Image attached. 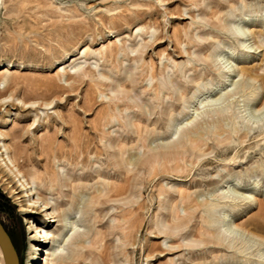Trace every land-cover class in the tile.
<instances>
[{
	"label": "rangeland",
	"instance_id": "1",
	"mask_svg": "<svg viewBox=\"0 0 264 264\" xmlns=\"http://www.w3.org/2000/svg\"><path fill=\"white\" fill-rule=\"evenodd\" d=\"M6 97L0 148L79 187L35 260L0 180L21 264L264 263V0H0Z\"/></svg>",
	"mask_w": 264,
	"mask_h": 264
},
{
	"label": "bare ground",
	"instance_id": "2",
	"mask_svg": "<svg viewBox=\"0 0 264 264\" xmlns=\"http://www.w3.org/2000/svg\"><path fill=\"white\" fill-rule=\"evenodd\" d=\"M257 48L258 47L254 49H257ZM231 67L232 66L228 67L227 65V69H226L227 72L233 71ZM10 98L11 97H6L0 100L1 106H4V104L8 103L10 101L9 100ZM17 104L22 105L24 108H27V109H31V108L34 109L37 107L36 102L25 103L23 101H17ZM50 104L51 103H45L44 106H49ZM128 134L129 133L127 132L126 135ZM0 137H3V134L1 132H0ZM193 142L191 141V143L190 142L189 143L192 144ZM1 148H3L4 150ZM1 148H0V157L2 158H0V161L3 164V167H5L4 168L5 171L0 173V180L2 181V184L6 186V189L10 192V194L13 196L14 201L19 207V212L24 214L23 220L25 221L27 225V229L29 231V239L31 242L30 247H31V250L33 251L31 258L36 260L39 255L38 252L43 251V247L47 244L48 240L53 239L52 237H49L48 231L46 230L48 228L47 223L56 222L55 218L62 219L61 216H59V214L56 213L57 208L62 204H66V202L72 201L79 187L77 185H72V183L70 182L61 183V181L57 180V178L52 180L51 178L47 177L41 180V178L39 177V174L36 171L32 175L33 181L30 182L28 179V174L22 171V168H21L22 166L19 160L16 158V156L14 157L10 155L8 152V148L6 146L2 145ZM3 152H4L5 157H3ZM116 163L121 168L122 164L120 163V161L117 160ZM35 178L36 180H34ZM43 181L44 183H49L48 186H51L50 189H51L52 194L55 191H57V193L59 194L65 193L62 199L56 201L55 204H51L50 200L43 193L42 185H41ZM54 182L55 184H50ZM15 184L16 186H14ZM64 188H67V189H64ZM110 192H113L112 189L110 190ZM117 193L122 194V190L121 189L117 190ZM244 197L249 198V199L251 198V196H244ZM103 204L105 205L106 202H103ZM36 214H40L42 218L40 219L37 218ZM67 224L69 223L67 222ZM72 224L74 225V223ZM227 224H228L227 231H229V228L231 229V227L233 226V223L229 222ZM73 227L74 226H72V228ZM234 227L236 228V231L239 229V227H237L236 225H234ZM37 239H38L37 243H34V241ZM206 241H207V244H210V245L212 244V246L218 245L219 243L223 244V241L219 237V235L212 237L210 239L208 238ZM253 243H254L253 246H258V248L264 247L263 239L258 240V242L253 241ZM17 256L19 259V264H21L19 255L17 254ZM52 256H54L53 259L55 261L59 258V256L56 254L55 251L52 252ZM261 256H264V252L261 253ZM35 260L28 261L27 264H35ZM245 261H246L245 264L247 263L252 264L255 262L251 259H245ZM0 264H5V259L1 251V248H0Z\"/></svg>",
	"mask_w": 264,
	"mask_h": 264
},
{
	"label": "water",
	"instance_id": "3",
	"mask_svg": "<svg viewBox=\"0 0 264 264\" xmlns=\"http://www.w3.org/2000/svg\"><path fill=\"white\" fill-rule=\"evenodd\" d=\"M0 248L3 253L5 264H19L17 251L11 238L0 222Z\"/></svg>",
	"mask_w": 264,
	"mask_h": 264
}]
</instances>
